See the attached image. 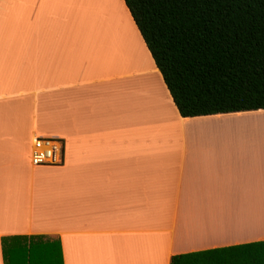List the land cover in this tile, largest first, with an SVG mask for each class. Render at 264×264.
I'll list each match as a JSON object with an SVG mask.
<instances>
[{"label": "crops", "instance_id": "0c3cea01", "mask_svg": "<svg viewBox=\"0 0 264 264\" xmlns=\"http://www.w3.org/2000/svg\"><path fill=\"white\" fill-rule=\"evenodd\" d=\"M38 136L64 140L63 163H32ZM255 241L263 108L182 116L125 0H0V264Z\"/></svg>", "mask_w": 264, "mask_h": 264}, {"label": "trees", "instance_id": "16d2710c", "mask_svg": "<svg viewBox=\"0 0 264 264\" xmlns=\"http://www.w3.org/2000/svg\"><path fill=\"white\" fill-rule=\"evenodd\" d=\"M125 1L182 116L264 109V0ZM171 264H264V241L175 254Z\"/></svg>", "mask_w": 264, "mask_h": 264}, {"label": "built area", "instance_id": "2783aa9c", "mask_svg": "<svg viewBox=\"0 0 264 264\" xmlns=\"http://www.w3.org/2000/svg\"><path fill=\"white\" fill-rule=\"evenodd\" d=\"M65 142L58 136H38L34 139L31 161L35 165L64 162Z\"/></svg>", "mask_w": 264, "mask_h": 264}]
</instances>
